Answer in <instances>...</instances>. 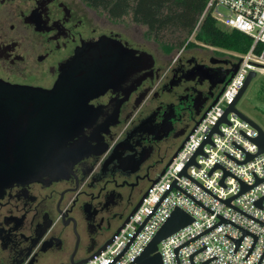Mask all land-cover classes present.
<instances>
[{
  "label": "flooded vegetation",
  "instance_id": "1",
  "mask_svg": "<svg viewBox=\"0 0 264 264\" xmlns=\"http://www.w3.org/2000/svg\"><path fill=\"white\" fill-rule=\"evenodd\" d=\"M126 24L80 0H0V264L94 253L224 85L229 58L153 53Z\"/></svg>",
  "mask_w": 264,
  "mask_h": 264
},
{
  "label": "built area",
  "instance_id": "2",
  "mask_svg": "<svg viewBox=\"0 0 264 264\" xmlns=\"http://www.w3.org/2000/svg\"><path fill=\"white\" fill-rule=\"evenodd\" d=\"M207 13L217 26L248 36V49L224 51L237 67L216 101L206 110L215 94L195 117L187 139L109 243L81 264L131 263L174 208L191 221L157 243L162 264H264V148L257 153L256 128L232 111L220 120L248 73L264 74V0H207L199 21ZM241 186L247 189L240 192Z\"/></svg>",
  "mask_w": 264,
  "mask_h": 264
},
{
  "label": "trees",
  "instance_id": "3",
  "mask_svg": "<svg viewBox=\"0 0 264 264\" xmlns=\"http://www.w3.org/2000/svg\"><path fill=\"white\" fill-rule=\"evenodd\" d=\"M80 1L113 20L128 18L143 26V38L163 55L196 48L197 42L242 54L251 43L250 38L241 32L220 29L209 13L199 21L207 0Z\"/></svg>",
  "mask_w": 264,
  "mask_h": 264
},
{
  "label": "rangeland",
  "instance_id": "4",
  "mask_svg": "<svg viewBox=\"0 0 264 264\" xmlns=\"http://www.w3.org/2000/svg\"><path fill=\"white\" fill-rule=\"evenodd\" d=\"M223 13V12H222ZM127 24V34L129 36V39L134 42H141L144 45V48L148 51L155 52L159 54V51L157 48L149 41H141L140 34L144 31V27L140 25H135L132 23L128 18L123 19ZM218 27L222 30H228L226 26H224L221 23H218ZM129 43H131L129 41ZM198 46L196 48L191 49L192 51H186L183 53V55H189V54H197L199 57H207V56H213L217 58H226L227 54L224 52V50L213 48L209 45L202 44L200 42H197ZM178 52V51H177ZM177 52L171 57H174ZM210 98H208L203 106V109L206 108L208 103L210 102ZM234 107L236 110H238L240 113L245 115L247 118L255 122L264 132V74L256 72V74L250 79L248 85L246 86L245 90L241 94V96L238 98V100L235 102ZM193 122L191 121L188 127V131L191 128ZM180 140H176L173 143V146L169 150L166 151V153L162 156L163 159L161 162H159L158 166L160 167L157 171V173H154L151 175V179H155L161 169L165 166L175 149L177 148ZM150 181H142L139 183V190L141 193H143L146 188L148 187ZM120 223H113L110 228L109 237L114 232V230L117 228V226Z\"/></svg>",
  "mask_w": 264,
  "mask_h": 264
},
{
  "label": "water",
  "instance_id": "5",
  "mask_svg": "<svg viewBox=\"0 0 264 264\" xmlns=\"http://www.w3.org/2000/svg\"><path fill=\"white\" fill-rule=\"evenodd\" d=\"M149 58L150 55H148ZM237 67V63H234L231 65V67L229 69H225L224 70V74L229 72L226 80L224 83H226L228 81V79L231 77V75L233 74V72L235 71ZM254 76V72L250 71L248 73V75L246 76L242 86L240 87V89L238 90L237 94L235 95V97L233 98L232 102L228 105V107L224 110V113L221 117L220 120H224V116L226 114V112L228 111H232L233 113H235L237 116H239L241 119L247 121L249 124H251L253 127L256 128L257 130V137L254 139V142L257 145V153L261 152L264 148V140H263V134L260 131V129L258 128V126H256V124H254L252 121H250L246 116H244L242 113H240L238 110H236V108H234V104L235 102L238 100V98L241 96V94L243 93V91L245 90L246 86L248 85L250 79ZM222 88L217 92V94L213 97V99L211 100L209 106H207L206 110L216 101V98L218 96V94L221 92ZM198 114V113H196ZM198 122V121H197ZM197 122H195L194 125L197 124ZM213 130H216V126L213 128ZM187 139V136L184 138V140L177 146V148L175 149V151L173 152L172 156L175 155V153L179 150V148L181 147L182 143ZM208 140V139H207ZM2 151V150H1ZM196 152H200V147L197 149ZM170 162V159L167 161V163L165 164V166L161 169V171L159 172L158 175H161L162 172L164 171L165 167L168 165V163ZM193 162V157L189 160V162L185 165V167ZM185 167L182 169L181 173L184 174V170ZM157 177L155 179L150 180V185H152L155 181H156ZM258 180H256L257 182ZM220 183H222L220 181ZM149 185V186H150ZM245 189H247V186H241L240 192H243ZM145 195V192L143 193L142 197ZM141 197V198H142ZM141 198L139 199V201L133 206V208L130 210L129 214L127 215V217H125V219L123 220V222L120 224V226L123 225V223H125L128 219V217L131 215V213L136 209V207L139 205ZM230 199L225 200V203L228 204ZM259 204V201H257V205ZM191 221L190 216H188L184 211H182L179 208H174L171 213L169 214L168 218L166 219V221L161 225V227L157 230V232L154 234V236L151 238V240L147 243V245L144 247L143 251L129 264H162L161 263V259L159 256V253L156 250V245L157 243L162 240L163 238H165L167 235H169L170 233L174 232L175 230L179 229L180 227L188 224ZM118 226L115 231L113 232L114 234L118 231L119 227ZM111 239V236L94 252V254H97L100 250H102L104 248V246L106 244L109 243ZM87 258H83L77 262L74 263H70V264H81L83 263Z\"/></svg>",
  "mask_w": 264,
  "mask_h": 264
}]
</instances>
